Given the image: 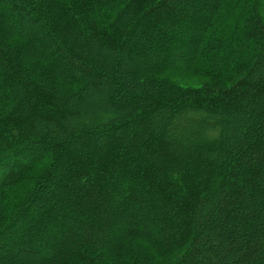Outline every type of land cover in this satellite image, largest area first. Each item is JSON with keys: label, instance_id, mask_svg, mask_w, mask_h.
Wrapping results in <instances>:
<instances>
[{"label": "trees", "instance_id": "16d2710c", "mask_svg": "<svg viewBox=\"0 0 264 264\" xmlns=\"http://www.w3.org/2000/svg\"><path fill=\"white\" fill-rule=\"evenodd\" d=\"M0 264H264V0H0Z\"/></svg>", "mask_w": 264, "mask_h": 264}]
</instances>
